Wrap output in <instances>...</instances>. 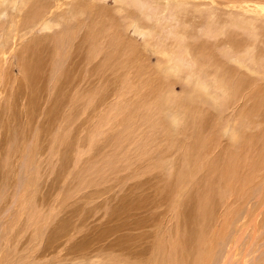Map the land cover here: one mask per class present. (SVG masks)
I'll list each match as a JSON object with an SVG mask.
<instances>
[{
  "label": "rangeland",
  "instance_id": "obj_1",
  "mask_svg": "<svg viewBox=\"0 0 264 264\" xmlns=\"http://www.w3.org/2000/svg\"><path fill=\"white\" fill-rule=\"evenodd\" d=\"M45 2L58 4L57 0ZM148 2L150 7L140 8L147 9L143 13L154 9L158 14L161 6L170 12L158 14L150 24L162 30L167 27L164 28L165 33L174 35L179 23L170 10L171 6L163 1L160 5L155 1ZM244 2L264 3V0L188 2L186 18L191 19L186 27L188 38L177 41L181 54L176 58L178 75L176 69L174 73L165 70L166 61L160 58L158 62L153 49L145 48L144 40L133 34V29L127 26L129 12L118 13L114 0H107L106 7L101 0H95L92 10L75 8L69 1L60 7L58 18L49 15L44 29L38 25L36 17L39 14H30L26 9L21 13L17 10L15 15L20 16L15 20L19 24L15 26L16 43L12 47L13 39L9 41L12 36L6 37V33L14 27L8 24V17L0 19V41H7L9 48L4 54L0 53V252H5L7 264H158L156 259L161 255L158 254L161 247L164 250V243L168 251L176 243L174 233L178 223L175 209H178V201L192 190L191 184V187L196 185L193 180L200 177L197 181L200 180V187H203L209 180V183L223 185L239 176L253 184L246 201L248 206H242L225 240L218 242L214 263L218 264L223 254L227 259L232 258L226 264H241L245 256L248 264L260 261L264 256V221L259 220L264 215V192H261L264 190V129L260 125L264 122V60L261 64V59H264V19L230 7ZM78 5L81 7V3ZM239 19L242 22L237 26ZM220 25L226 28V36L212 34ZM102 34L107 38L104 39ZM229 34H234V37H229ZM185 44L191 47L189 53L185 52ZM108 45L119 53L112 54L125 63L114 62L116 56H113L115 59L109 55L101 56L106 54L104 47ZM110 47L107 48L109 51ZM123 50H127V55ZM102 57L108 58L105 61L110 65L102 63L100 66L107 64L111 66L110 70L99 66L103 62ZM202 58L206 63V59H210V66L216 60L218 65H212L216 66L217 72L226 66V72L223 71L226 77V74H235L231 72L232 67H235L234 71L237 69V76L238 72L251 73L253 68L255 72L252 76L248 73L252 78L245 77L247 82H244L245 74H241L244 75V81L240 80L242 85L237 83L241 76L236 80V74L237 82L228 76L232 81L227 80L230 87L227 81L222 86L223 82L218 79V84L222 83L220 86L227 90L234 84L238 91L232 89L238 94L230 91L231 95L230 89H215L217 78H213V72L216 70H212L214 66L206 67L205 61L204 66L200 65ZM218 61L223 66L220 71ZM113 65L119 66L120 70L114 69ZM154 68L157 69L156 74L153 73ZM206 68L211 72H206ZM189 76L191 81L197 79L192 81L194 85L189 82ZM253 77H256L254 81ZM158 78L165 84L161 85ZM155 81H158L160 90ZM186 81L194 90L203 82L210 84L209 94L214 95L215 100L211 96L213 101L205 102L207 93H204V100L196 99L202 95L189 91L190 85ZM243 86H246L245 90ZM191 98L193 103L189 100ZM255 124L260 127L256 128ZM244 129L245 132L241 133ZM196 131H199V139H196ZM240 143L245 144L242 149ZM231 152L239 153L232 155ZM233 158L239 160L233 161ZM240 159L243 160L242 165L248 164L250 168L237 166ZM231 165L240 173L233 170L234 173L226 174L229 170L224 172L225 168L230 169ZM203 171L206 176L213 174L214 177H206ZM243 172L250 179H246ZM188 173L191 178L186 177ZM202 176L206 177L205 180ZM229 176L232 179L229 180ZM255 179L261 181L258 183ZM200 187L194 186L196 189L193 190L197 192ZM260 212L262 215L255 222L257 227L253 225L252 218ZM245 214L247 218H242ZM249 227L257 229L250 230ZM242 230L244 232L240 234ZM247 242H250L248 249H252L253 254L247 248L245 252ZM229 243L234 244L227 253Z\"/></svg>",
  "mask_w": 264,
  "mask_h": 264
},
{
  "label": "bare ground",
  "instance_id": "obj_2",
  "mask_svg": "<svg viewBox=\"0 0 264 264\" xmlns=\"http://www.w3.org/2000/svg\"><path fill=\"white\" fill-rule=\"evenodd\" d=\"M45 1H48V0H0V19H4V18H9V20H8V24H11L14 28L13 29H11L10 31H9V33H6L7 35H6V37L7 36H12V37H10V39H9V41L11 40V39H13L12 41H11V44H10V46L12 47L15 43H16V41L14 40L15 39V36H16V25L17 24H19V22L18 21H16L15 20V18L16 17H19L20 16V14L19 15H15L16 13H15V11H19L20 13H21V11L23 10V9H26L27 11H30L29 13L30 14H39L40 16L39 17H36V18H38V25H39V27H41V25H42V28L44 29V28H46V26L45 25H48V21H49V19H48V17H49V15H52V16H56V18H58L59 17V14H58V11H60L59 9H60V7H62L64 4H66V3H68L69 1H71L73 4H74V7L75 8H82V10H84L83 9V7H85L86 9H90V10H92V8H93V6L95 5L94 4V1H92V0H85V1H79V0H57V2H58V4L57 3H53V2H45ZM148 1H150V0H114V2H115V8H116V10H117V12L118 13H120V14H125V13H127L128 14V12H129V17H128V24H127V26H129V28H132L133 29V34H135V35H137V36H139L141 39H143L144 40V42H145V44H143V45H145V48H150V50H152L153 49V51H154V53L157 55V61L160 59V58H162V59H164L165 61H166V68L167 69H165V70H169V71H173V73L176 71L177 73V75H178V69L177 68H179L178 66V59H176V58H178V57H180L181 56V54H180V50H179V45L177 44V41H178V39H185L186 37L188 38V36H186V31H188V30H186V27H188L187 25L189 24V21L191 20H188L186 17H187V14H188V10H187V5H188V2L190 1V0H151V1H155L158 5H160L161 3H162V1L163 2H167V4L168 5H170L171 7H170V10L172 11V13H173V15L176 17V19H177V21H178V23H179V27H177L176 28V26H175V34L174 35H168L167 33H165V31H164V28H163V30L161 29V28H159L157 25H153V23L152 24H150V22H152L153 21V19H156L157 17H158V14L161 16V15H167L166 13H170V12H168V10L166 9V7L165 6H161V8H160V11H158V14L157 13H155V11H154V9H153V11H152V9L150 10V11H147V12H145V13H143V11H146L145 9H143V10H140V8H143V6H144V8L146 7L145 5H148L149 7H150V5H149V3L150 2H148ZM228 1V0H227ZM251 1H253V0H251ZM101 2H102V4L106 7V2H107V0H101ZM144 2H145V4H144ZM196 2V1H195ZM212 2H214V0H212ZM78 3H81V7L78 5ZM233 3V2H232ZM237 3V2H236ZM140 4H142V5H140ZM190 4V3H189ZM193 4V3H192ZM192 6V5H191ZM222 7V6H221ZM230 7H233V8H238L239 9V11H241V12H246V13H251V15L253 14V15H255V16H260V17H262L263 19H264V3L262 2V3H258V2H244V3H239V4H236V5H230ZM63 8V7H62ZM154 8V7H153ZM100 9V8H99ZM159 10V9H158ZM218 10V9H217ZM221 10V9H220ZM104 11H107V10H104ZM115 11V10H114ZM222 11V10H221ZM220 11V12H221ZM82 12V11H81ZM108 12V11H107ZM195 12V11H194ZM193 12V13H194ZM223 12V11H222ZM76 13H77V11H76ZM98 13H100V12H98ZM69 14H71V15H77V14H75L74 12H69ZM222 14V13H221ZM98 16H99V14H97ZM193 15V14H192ZM191 15V16H192ZM196 15V14H195ZM81 16V15H80ZM190 16V15H189ZM197 16V15H196ZM222 16H223V14H222ZM165 17V16H164ZM168 17V16H167ZM220 17H221V15H220ZM229 17V16H228ZM21 18V17H20ZM192 18V17H191ZM194 18V17H193ZM223 19V18H222ZM159 20V19H158ZM157 20V21H158ZM218 20H219V17H218ZM3 21V20H2ZM58 21V20H57ZM161 21V20H160ZM194 20H192L191 22H193ZM226 21V20H225ZM98 22V21H97ZM99 22H101V21H99ZM167 22V21H166ZM170 22V21H169ZM168 22V23H169ZM232 22V21H231ZM241 22H242V20L241 19H239V20H237L236 21V25L238 26L239 24H241ZM263 22H264V20H263ZM4 23V22H3ZM163 22H161V24H162ZM174 23V22H173ZM177 23V22H176ZM176 23H174V24H176ZM219 23H221L220 21H219ZM78 24H80V23H78ZM164 25H165V23H163ZM198 25H199V23H197ZM89 25V24H88ZM97 25H98V23H97ZM163 25V26H164ZM169 25V24H168ZM192 25V24H191ZM196 25V24H195ZM194 25V26H195ZM162 26V25H161ZM197 26V25H196ZM89 27V26H88ZM86 28L87 30L89 29L90 31H91V28ZM190 27V26H189ZM192 27V26H191ZM200 27V26H199ZM198 27V28H199ZM167 28V27H166ZM165 28V29H166ZM170 28V27H169ZM195 28L196 27H193V29L195 30ZM97 29H98V27H97ZM99 29H101V28H99ZM173 29H174V26H173ZM192 29V28H191ZM102 30V29H101ZM172 30V29H171ZM102 32V31H101ZM229 33H232V32H229ZM104 34V33H103ZM102 34V35H103ZM188 34V33H187ZM212 34L214 35V36H218L219 37V35H222V34H224L225 36H226V28L223 26V25H220V28H218V26H217V28H215L213 31H212ZM99 35V34H98ZM104 35H106V34H104ZM103 35V36H104ZM191 35V34H190ZM200 35V34H199ZM228 35V34H227ZM230 35L231 34H229V37H230ZM232 35H234V34H232ZM231 35V36H232ZM120 36H122L121 34H120ZM91 37V36H90ZM105 38L104 39H106L107 37L106 36H104ZM201 37H205L204 35H202ZM208 37V36H207ZM210 37V36H209ZM228 37V36H227ZM227 37H226V39H227ZM232 37H234V36H232ZM123 38V37H122ZM121 38V39H122ZM212 38V37H211ZM229 39H231V38H229ZM233 39V38H232ZM188 40H190V39H188ZM234 40V39H233ZM124 41V40H123ZM194 41H196V40H194ZM193 41V42H194ZM198 41V40H197ZM196 41V42H197ZM205 41V40H204ZM115 42V41H114ZM126 42V41H125ZM188 42V41H187ZM202 42H203V40H202ZM202 42H201V44H202ZM106 43V42H105ZM120 43V42H119ZM108 44V43H107ZM126 44V43H125ZM193 44V43H192ZM200 44V43H199ZM203 44H204V42H203ZM205 44H206V42H205ZM229 44V43H228ZM7 45H8V42L7 41H3V42H1L0 41V53L1 54H4V52L6 51V50H8L9 48L7 47ZM98 45V44H97ZM133 46H135L134 44H132ZM198 45V44H197ZM125 46V45H124ZM229 46H230V44H229ZM231 46H232V44H231ZM92 47H94V46H92ZM99 47V46H98ZM110 46L108 45V47L106 46V47H104L105 48V52H106V54H101V56H105V55H109V57L110 58H114L113 56H116V59L114 60V62L115 61H118L119 62V64H122V63H120V62H124V61H119V56H117L119 53H117L116 52V49L114 50V47L113 46H111L110 47V51L113 49L115 52H113V51H109V49H107V48H109ZM113 47V48H112ZM184 49H185V52L186 53H189L190 52V49H191V47H190V45H188V44H185L184 46ZM201 48H203L202 46H200ZM95 49H96V47H94ZM94 48H93V50H94ZM112 48V49H111ZM116 48V47H115ZM134 48V47H133ZM229 48V47H228ZM231 48H233V47H231ZM204 49V48H203ZM108 50V51H107ZM127 50H129V49H127ZM127 50H123L124 51V53H125V51H126V55H127ZM133 51H134V49H132ZM137 50V49H136ZM198 50V49H197ZM207 50V49H206ZM199 51V50H198ZM205 51V50H204ZM236 51V50H235ZM102 52H103V50H102ZM148 52V51H147ZM109 53V54H108ZM112 53H114V54H117V55H114V54H112ZM130 52H128V54H129ZM135 53H136V51H135ZM193 53L195 54V51H193ZM209 52L207 51V54H208ZM97 54V53H96ZM131 55H132V53H130ZM143 54V53H142ZM201 54V53H200ZM223 54V53H222ZM125 55V54H124ZM137 55V54H136ZM96 56V55H95ZM121 56V55H120ZM123 56V55H122ZM144 56H145V54H144ZM148 56V55H147ZM183 56V55H182ZM206 57L205 58H207V56L208 55H205ZM102 57V61L103 62H101V64H99V66L100 65H103L102 63H107V62H109V61H105V60H108V58H103ZM125 57V56H124ZM124 57H121L122 59L121 60H123L124 59ZM129 57V56H128ZM130 58H132L131 56H130ZM196 58V57H195ZM195 58H193V60L195 59ZM211 58V57H210ZM96 59V58H95ZM129 59V58H128ZM134 59V58H133ZM136 59H137V56H136ZM135 59V60H136ZM145 59V58H144ZM161 59V60H162ZM94 60V59H93ZM130 60H132V59H130ZM200 60V59H199ZM207 60V63H206V61L202 58V61L200 62L201 64L200 65H202L203 64V66H204V61H205V63H206V67L208 66L209 67V69H210V67L211 66H214V69L212 68V70L214 71V70H216V71H214L213 73H214V75H213V78H217L216 80H215V82H217V83H215L216 85L218 84V82H219V80L220 81H222L223 82V85H222V83L221 84H218V86H216L215 84H214V86H215V89H217V87H221V88H223L222 86H224V82L225 81H227V80H229V81H231V79H230V77L232 78V80H235V74L237 73V69H236V71H234V69H235V67H232V68H234L233 69V71H231V72H234L235 74H232L231 73V75L230 74H226V75H228V76H230V77H226L225 76V68H226V66L224 67V70H222V71H220L221 70V68L223 67H221L220 65H221V61L219 62L218 61V63H219V71L220 72H217V69H215V67L218 65L217 64V61L215 62L214 61V63H211V66H210V63L209 62H211L210 61V59H206ZM208 60H209V62H208ZM218 60V59H217ZM238 60V59H237ZM262 60V63H261V61H260V63L261 64H263V60L264 59H261ZM111 61L113 62V59H111ZM137 61V60H136ZM145 61V60H144ZM213 61V60H212ZM231 61V60H230ZM232 61H234L233 59H232ZM91 62H92V59H91ZM93 62H95V61H93ZM113 62V63H114ZM131 62V61H130ZM159 62V61H158ZM196 62H197V60H196ZM112 63V64H113ZM125 63V62H124ZM127 63V62H126ZM133 63H136V62H134L133 61ZM132 63V65H134ZM160 63H162V61L160 62ZM159 63V64H160ZM198 63V62H197ZM225 63V62H224ZM224 63L222 64V65H224ZM95 64V63H94ZM97 64V63H96ZM107 64H109L110 65V63H107ZM107 64H105V66H106V68H105V66H102V67H104V68H102L101 66V68L103 69V70H108L110 67L107 65ZM116 65H118L117 64V62L115 63ZM163 64V63H162ZM165 64V63H164ZM212 64H216V66L215 65H212ZM235 64V63H234ZM246 64V63H245ZM137 65H138V62H137ZM156 65V64H155ZM241 65V64H240ZM243 65V64H242ZM255 65V64H254ZM144 66H145V63H144ZM198 66V65H197ZM236 66V65H235ZM247 66V65H246ZM263 66H264V64H263ZM113 67H114V69H116V67L119 69V66H115V65H113ZM143 67V66H142ZM141 67V68H142ZM147 67V66H146ZM158 67H160V65L158 66ZM202 67V66H201ZM249 67V66H248ZM252 67V66H251ZM108 68V69H107ZM125 68H126V66H125ZM140 68V67H139ZM161 68V67H160ZM182 68V67H181ZM218 68V67H217ZM238 68V67H237ZM243 68V70H248V68H245V67H241V69ZM245 68V69H244ZM250 68V67H249ZM262 68V67H261ZM111 69V68H110ZM109 69V70H110ZM118 69H116V70H118ZM176 69V70H175ZM202 69V68H201ZM209 69H205V71L207 70V71H210ZM239 69V68H238ZM254 69L255 68H253V71H252V69L251 70H249V71H252L251 73L250 72H248V73H250V76H252V75H254V73L253 72H255L254 71ZM120 70V69H119ZM127 70V69H126ZM129 70V69H128ZM138 70V69H137ZM148 70V69H147ZM155 70H157V69H155L154 68V70H153V73L155 72ZM158 70H160V69H158ZM175 70V71H174ZM203 70H204V68H203ZM202 70V71H203ZM229 70H231V69H229ZM182 71V70H181ZM185 71V70H184ZM206 71V72H207ZM223 71H225V72H223ZM160 72L162 73V70H160ZM164 72V71H163ZM185 72H187V70L185 71ZM184 72V73H185ZM211 72V71H210ZM210 72H208L210 75H211V73ZM227 72H229V71H227ZM258 72V71H257ZM151 72L149 71V74H150ZM172 73V72H171ZM189 73V72H188ZM208 73L206 74L207 76H209L208 75ZM221 73V74H220ZM240 73V74H239ZM248 73L246 72V74L245 73H242V72H238V76H241V74H245V76L244 75H242L241 77H240V79L238 80V76H237V74H236V80H238V84H239V82H240V80H242L243 78V76H244V78L245 77H247L248 78ZM258 73H261V70H260V72H258ZM154 74H156V72L154 73ZM175 74V75H176ZM165 75H166V72H165ZM190 75V74H189ZM256 75H257V73H256ZM171 76H173V74L171 75ZM183 76H185L186 77V75H183ZM190 76H192V75H190ZM189 76V79L191 78ZM249 76V78H252V77H250ZM155 77H157L156 75H155ZM178 77H180V76H178ZM194 76H192V78H193ZM150 78V77H149ZM151 78H152V76H151ZM173 78V77H172ZM177 78V77H176ZM195 78V77H194ZM201 78V77H200ZM234 78V79H233ZM255 78L256 77H253V81L255 80ZM162 79V78H161ZM168 79V78H167ZM167 79H163V80H167ZM187 80H188V78H186ZM219 79V80H218ZM147 80V79H146ZM172 80V79H171ZM185 80V79H184ZM195 81V80H197V79H192V81ZM247 79L245 78V81L244 80H242V81H244V82H247L246 81ZM249 81H250V79H248ZM252 80L250 81V82H252ZM258 80V79H257ZM144 81H145V79H144ZM158 81L159 82H162V84L161 85H163V84H165V81H162V80H160L159 78H158ZM158 81L156 82V84H155V86H157V88H158V86H159V84H158ZM168 81V80H167ZM191 81V79H190V83H191V85H194V83ZM248 81V82H249ZM148 82H150L149 80H148ZM164 82V83H163ZM189 82H187L186 81V83H189ZM232 82V81H231ZM231 82H230V84H231ZM171 83V85H172V82H170ZM185 83V82H184ZM190 83H189V85H190ZM197 83V82H196ZM195 83V84H196ZM204 83V82H203ZM202 83V85H200V82H199V87L198 88H196L195 90H194V88H192L191 89V85H190V87H189V91L191 90H193L192 92L193 93H195L196 91L198 92V93H200V94H196V95H202V98H198V96H197V98L196 99H203V96L206 98V95L204 94V93H207V95H208V99L206 98V100H205V102H207L208 103V101L209 100H212L213 98H214V100H215V96L214 95H212V94H209L210 92H209V86H211L210 84H209V86H208V84H203ZM208 83H210L209 81H208ZM252 83H254V82H252ZM134 84V83H133ZM227 86L229 85L228 84V81H227ZM233 84V83H232ZM231 84V85H232ZM244 84V83H243ZM249 84V83H248ZM220 85H222V86H220ZM237 85V84H236ZM240 85H242V82H240ZM137 86V85H136ZM165 86V85H164ZM226 85H225V87H227ZM233 87H231V88H229L228 90L226 89V88H223L224 90H227L228 92H229V94H231L232 95V92L234 93L235 92V94L237 95L238 93H236V91H238V89L236 88V87H234V84L232 85ZM256 86V85H255ZM228 87H230V86H228ZM227 87V88H228ZM240 86L238 85V88H239ZM244 87V89L243 90H245V88H246V86H243ZM248 87V86H247ZM156 88V87H155ZM160 88V87H159ZM158 88V89H159ZM232 88H235V89H237L236 91H233L234 89H232ZM256 88V87H255ZM222 89V90H223ZM241 89V90H242ZM263 89V88H262ZM160 90V89H159ZM240 90V89H239ZM195 91V92H194ZM227 91H225V93L227 92ZM230 91H232V92H230ZM256 91H257V89H256ZM256 91H255V93H256ZM262 91V90H261ZM192 92H190V93H192ZM228 92H227V95H228ZM158 93H160V91L158 92ZM193 93H192V95H191V97L192 98H194L195 99V96L193 97ZM212 93V92H211ZM262 93V92H261ZM195 95V94H194ZM209 95H210V97H209ZM216 95H217V92H216ZM251 95V94H250ZM256 95H257V93H256ZM259 95H260V92H259ZM262 95V94H261ZM264 95V94H263ZM262 95V96H263ZM157 96V95H156ZM211 96H214L213 98L211 97ZM230 96V95H229ZM155 97V96H154ZM190 97V96H189ZM143 98H144V96H143ZM167 98V97H166ZM171 98V97H170ZM189 99L191 102H192V100H194V99ZM210 98V99H209ZM212 98V99H211ZM250 98V97H249ZM251 98H253V95H252V97ZM255 98H258V97H256L255 96ZM254 98V99H255ZM260 98V97H259ZM258 98V99H259ZM158 99V98H157ZM257 99V100H258ZM152 100V99H151ZM150 100V101H151ZM166 100V99H165ZM187 100V99H186ZM204 100V99H203ZM261 100V99H260ZM169 101V100H168ZM202 101V100H201ZM213 101V100H212ZM259 101V100H258ZM161 102H163V101H161ZM202 102H204V101H202ZM215 103H219V101L218 102H216V101H214ZM153 103V102H152ZM176 103H177V101H176ZM193 103V102H192ZM212 103V102H211ZM210 103V104H211ZM263 104H264V102H262ZM171 104V103H170ZM253 105H254V102L252 103ZM256 104V103H255ZM260 104H261V102H260ZM154 105H155V103H154ZM156 105H158V102H156ZM211 105H213V104H211ZM215 105V104H214ZM257 105H259V104H257ZM220 106V105H219ZM261 106V105H260ZM264 106V105H263ZM156 107H158V106H156ZM217 107V106H216ZM220 108V107H219ZM260 108H262V107H260ZM252 109V108H251ZM263 109V108H262ZM256 110H255V108H254V112H255ZM258 111V110H257ZM263 111V110H262ZM264 112V111H263ZM263 118H264V116H262ZM177 118V117H176ZM192 118V117H191ZM202 118V117H201ZM239 117H237V119H238ZM243 118V117H242ZM248 118V117H247ZM193 119V118H192ZM208 119V118H207ZM241 119V118H240ZM250 119V118H249ZM248 119V120H249ZM253 119V118H252ZM254 119H256L255 117H254ZM259 118L257 117V120H258ZM242 120V119H241ZM240 120V121H241ZM247 120V121H248ZM257 120H255V122H253V123H256V121ZM260 120H262V118H260ZM204 121V120H203ZM244 121V120H243ZM242 121V122H243ZM246 121V122H247ZM245 122V121H244ZM244 122L242 123V126H243V124H244ZM261 122H263V121H261ZM258 123H260L259 122V120L257 121V124ZM264 123V122H263ZM263 123L262 124H260V125H262V127H263ZM239 124V123H238ZM246 124H248V123H246ZM245 124V125H246ZM251 124V123H250ZM257 124H255V126H256V128L258 127H260L259 125L257 126ZM244 125V127H246ZM249 125V124H248ZM254 125V124H253ZM249 126H251V125H249ZM261 127V129H264V128H262ZM233 128V127H232ZM255 128V129H256ZM200 129V128H199ZM226 129V128H225ZM231 129V128H230ZM238 129V128H237ZM240 129V128H239ZM241 129H243L242 127H241ZM247 129H250V128H248V126H247ZM253 129V128H252ZM200 130H202V129H200ZM236 130V129H235ZM257 130V129H256ZM255 130V131H256ZM230 131V130H229ZM262 131V130H261ZM261 131H260V133H261ZM191 132V131H190ZM197 132V131H196ZM196 132H194L195 133V136H196V139H199L198 138V136L200 135L199 134V131L197 132V134H196ZM201 132V131H200ZM232 132L233 131H231V134H232ZM244 133L245 132V129H244V131L242 130L241 131V133ZM250 132V131H249ZM227 133V132H226ZM235 133V135H236V132H234ZM238 133V132H237ZM256 133V132H255ZM263 134H264V131L262 132ZM225 134V133H224ZM229 134H230V132H229ZM230 134V135H231ZM247 134V133H246ZM253 134V133H252ZM233 135V134H232ZM239 135V134H238ZM241 135H243V134H240V136ZM247 136H249V135H247ZM254 136H255V134H254ZM259 136V135H258ZM200 137V136H199ZM251 137V136H250ZM245 138V137H244ZM243 138V139H244ZM247 138V137H246ZM201 139V138H200ZM236 139H237V136H236ZM248 139V138H247ZM233 140V139H232ZM234 140H235V138H234ZM233 140V141H234ZM246 140V139H245ZM196 142L195 143H199L197 140H195ZM237 140H235V142H236ZM239 141V140H238ZM242 142H243V140H242ZM241 142V143H242ZM240 143V144H241ZM235 144V143H234ZM240 144H239V147L242 149V145H245V144H241V146H240ZM191 145V144H190ZM200 145V144H199ZM196 146H197V144H196ZM237 146V145H236ZM190 148V147H189ZM201 148V147H200ZM191 149H192V146H191ZM238 149V148H237ZM243 149H245V148H243ZM247 149V148H246ZM189 150V149H188ZM195 150V149H194ZM200 150V149H199ZM185 151V150H184ZM238 151V150H237ZM242 151H244V150H242ZM191 152H193V151H191ZM205 152V151H204ZM241 152V151H240ZM189 153H190V151H189ZM232 153V155H235V154H237V153H239V152H236L235 154H234V152H231ZM244 153H245V151H244ZM264 153V152H263ZM241 154H243V152L241 153ZM245 154H247V152L245 153ZM228 155H230V153L228 154ZM240 156V155H239ZM244 156H246V155H244ZM248 156H250V154H248ZM239 158V157H238ZM234 159L233 158V161L235 160V161H237V160H239V159ZM246 158V157H245ZM248 158H250L251 159V157H248ZM248 158H247V160H248ZM262 161H263V163H264V155L262 156ZM228 160V159H227ZM241 160V159H240ZM242 161L243 160H241V162L240 161H238L237 163H238V165L237 166H239V164H240V166L242 165ZM199 162V161H198ZM197 162V163H198ZM219 162V161H218ZM230 163L232 162V161H229ZM228 162V163H229ZM240 162V163H239ZM245 163V161L243 162V164ZM247 163V162H246ZM199 164V163H198ZM197 164V165H198ZM233 164V163H232ZM228 165V164H227ZM234 165V164H233ZM233 165H231L232 167H230V169H226L225 168V170H224V172L225 171H228L229 170V173L228 172H226V174H230V173H234V171L235 172H238L239 170H237L236 171V168H235V170H234V167H233ZM198 167V166H197ZM199 167H200V165H199ZM198 167V168H199ZM208 167V169H209V166H207ZM216 167H218V166H216ZM244 167H247V169L248 168H250L249 166H248V164L247 165H242V167L241 168H244ZM223 169V168H222ZM239 169V168H238ZM203 170V169H202ZM210 170H211V168H210ZM234 170V171H233ZM223 171V170H222ZM247 171V170H246ZM262 171L264 172V169L262 168ZM249 172H251V170H249ZM262 172V173H263ZM206 173V172H205ZM204 173V171H203V174L206 176V174ZM214 173H215V171H214ZM240 172H238V174H239ZM260 173V172H259ZM261 173V174H262ZM189 174V173H188ZM186 175V177L187 178H191L192 177V175L190 176V174L189 175ZM202 174V175H203ZM220 174V173H219ZM221 174H223V173H221ZM243 174H244V177L247 175V178L246 179H250V177L248 176V174L247 173H245V172H243ZM254 173H251V175H253ZM194 175V174H193ZM213 175V174H212ZM212 175H209V176H211V177H209L208 176V174H207V176L209 177V178H212V177H214V176H212ZM241 175V174H240ZM188 176H190V177H188ZM205 176H202V178H204V180H205V178L207 177H205ZM224 176V175H223ZM235 176V175H234ZM186 177H184V178H186ZM216 177H218V175L216 176ZM228 177V176H227ZM233 177V176H232ZM237 177V176H236ZM194 178V177H193ZM218 178H220V177H218ZM223 178V177H222ZM221 178V179H222ZM235 177H233V179H234ZM240 176L239 177H237V180H230V179H232L230 176H229V180H230V182H228V183H224V182H221V180L219 181V182H221V183H224L223 185L222 184H219L218 182L216 183V182H211V183H209V181H208V183H207V186L206 185H203V187L205 188V186H206V189H203V187H200L201 185H200V183L199 182H201L200 180H198L197 181V179H200V177L199 178H196V180H193L195 183H196V185H194V186H196V188L198 189V186L201 188L200 190H197V192H196V190L194 191L193 189H196V188H194V186L193 187H191L192 186V184H191V186H190V188L195 192H193L192 190H190L189 188H187V190H190L191 192H193V193H190V191H189V193L187 194V197L186 196H184V198H181L179 201H178V209H175V210H177L176 211V214H175V217L177 218V227H176V233H174L175 234V241H176V243L173 245V247L171 248V250L170 251H168V246H167V244H165L164 243V250H163V248L161 247V250L162 251H164V253L160 250V248H159V251H161V252H158V254H161V255H159V259H156V260H158V264H215L214 263V259H215V252H216V248H217V244H218V242L219 241H222L226 236H227V234H228V230H229V227H230V225H231V223H232V221L235 219V218H238V214H239V212H240V209L242 208V206L243 205H247V198H248V196L250 197V190H251V188H253L252 186H253V184H252V182H250L249 180H245V179H243V177L241 178V180H240ZM253 178V177H252ZM195 179V178H194ZM257 179H258V177H257ZM257 179H255L256 180V182H258V181H261V179L260 180H258L257 181ZM202 180V179H201ZM215 180V179H214ZM192 181V182H193ZM223 181V180H222ZM227 181V180H226ZM225 181V182H226ZM194 182H193V184H194ZM203 182V181H202ZM207 182V181H206ZM205 183V182H204ZM203 183V184H204ZM259 183V182H258ZM257 183V184H258ZM256 184V185H257ZM198 185V186H197ZM261 184H259V186H260ZM263 185V184H262ZM261 185V186H262ZM258 186V185H257ZM264 186V185H263ZM258 187H255V189H257ZM225 189V190H224ZM227 189V190H226ZM260 189H261V187H260ZM259 188H258V190H260ZM263 189H264V187H263ZM257 190V191H258ZM225 191H228V193H226ZM252 191V190H251ZM264 192V190H261V192ZM253 192H255V191H253ZM151 195L153 194V193H150ZM190 194H191V196H190ZM189 195V196H188ZM253 195V194H252ZM252 195H251V197H252ZM258 195H259V193H258ZM153 196V195H152ZM262 196H264V195H262ZM264 198V197H263ZM252 199V198H251ZM255 199V198H254ZM27 201V200H26ZM258 201V200H257ZM255 202L258 206H259V204H258V202L260 203V201H258V202ZM255 204V205H256ZM245 205V206H246ZM248 206V205H247ZM250 207V206H249ZM262 208V207H261ZM243 209V208H242ZM241 209V210H242ZM247 209H248V207H247ZM258 210H259V208H258ZM262 210V209H261ZM260 210V211H261ZM247 211H250V210H247ZM246 215L247 214H245L242 218H244V217H246ZM250 215V214H249ZM252 215V214H251ZM261 212H260V215L258 214V213H256L255 214V216L252 218V221H253V225L255 224L256 225V220H257V217H261ZM174 217V218H175ZM247 218V217H246ZM241 220V219H240ZM239 220V221H240ZM243 220V219H242ZM259 220H261V221H264V215H262V217L261 218H259ZM176 221V220H175ZM237 221V220H236ZM245 221V220H244ZM243 221V222H244ZM251 221V220H250ZM249 221V222H250ZM165 222V221H164ZM241 223V222H240ZM252 223V222H251ZM180 224V225H179ZM237 224H238V222H237ZM264 224V223H263ZM165 225V224H164ZM164 225H163V227H164ZM244 225H246V223H244ZM167 226V225H166ZM232 226V225H231ZM233 226L235 227L236 225H234L233 224ZM239 226H240V224H239ZM238 226V227H239ZM257 226V225H256ZM162 227V228H163ZM173 227V226H172ZM241 227V226H240ZM246 227V226H245ZM258 227V226H257ZM257 227L256 228H254V227H252V228H254L255 230L257 229ZM167 228V227H166ZM236 228V227H235ZM242 228V227H241ZM240 228V229H241ZM250 228V227H249ZM252 228H250V230L252 229ZM233 229V228H232ZM237 229V228H236ZM260 229V227L258 228V231H260L259 230ZM238 230H239V228H238ZM157 231V230H156ZM169 231V230H168ZM233 231V230H232ZM166 232V231H165ZM231 232V231H230ZM238 232H240V231H238ZM244 232V230H242V232H240V234L241 233H243ZM34 233V232H33ZM170 233V232H169ZM234 233H236L235 232V230H234ZM257 233V232H256ZM256 233H252V235H254L255 234V236H256ZM259 233V232H258ZM231 234V233H230ZM251 234V233H250ZM235 235V234H234ZM238 235V234H237ZM164 237H165V235H164ZM239 238H240V236H238ZM254 239H255V237L254 236H252ZM171 238V237H170ZM230 238H231V236H230ZM239 238H237L238 240H240ZM253 238H250V239H252V241L254 242V240H253ZM232 239H234V237H232ZM225 240V239H224ZM235 240V239H234ZM171 242V241H170ZM226 242V241H225ZM229 242V241H228ZM232 243V242H231ZM231 243H229V245H228V248L226 249L227 251V253H228V251H230L229 250V248L231 247V245H233V244H231ZM248 243V242H247ZM250 243V242H249ZM248 243V244H249ZM256 243L257 242H255V245H256ZM261 242H259L258 244H260ZM248 244L246 245V246H248ZM251 244H252V242H251ZM257 244V245H258ZM245 246V252L247 253V251H246V248L248 249L249 247H250V244H249V246L248 247H246ZM237 247V246H236ZM16 248V247H15ZM153 249V248H152ZM243 250V251H244ZM248 250H250V249H248ZM252 250V249H251ZM250 250V251H251ZM256 250V249H255ZM153 251V250H152ZM242 251V252H243ZM153 253H154V251H153ZM246 253L244 254V255H246ZM254 252H253V250H252V254H253ZM170 254H172V256L170 255ZM233 255H234V252H233ZM233 255H230V256H232V257H234ZM252 256H254V255H252ZM4 257H5V252L4 251H2L1 250V252H0V264H7L5 261L6 260H4ZM229 259H227V257H226V255L224 256V254H223V258H221V261L219 262L217 259L218 258H216V260L219 262H217L218 264H226L227 263V260H230V259H232L231 257H228ZM246 258V256L245 257H243V260H241V264H248L247 262H248V259H245ZM241 259V258H240ZM147 260H149L148 258H147ZM253 260V259H252ZM231 261V260H230ZM145 262V261H144ZM11 263V262H10ZM152 263V262H151ZM231 263V262H230ZM140 264H142L141 262H140ZM238 264V263H237ZM252 264H254V262L252 263ZM257 264H264V256L260 259V261L257 263Z\"/></svg>",
  "mask_w": 264,
  "mask_h": 264
}]
</instances>
